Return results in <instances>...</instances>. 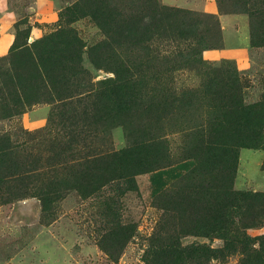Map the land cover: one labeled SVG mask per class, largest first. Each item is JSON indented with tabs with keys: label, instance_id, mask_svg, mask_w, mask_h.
Masks as SVG:
<instances>
[{
	"label": "rangeland",
	"instance_id": "1",
	"mask_svg": "<svg viewBox=\"0 0 264 264\" xmlns=\"http://www.w3.org/2000/svg\"><path fill=\"white\" fill-rule=\"evenodd\" d=\"M79 1L0 0V72L8 71L12 60L18 58L13 52L15 45L24 42L29 45L46 35L71 29L73 37L82 44L78 51L80 68L85 73L71 87V92H77L78 96L68 103L79 113L89 108L93 123L100 124L93 135L79 124L76 135L80 142L72 146L68 144L70 129L63 128L59 119L63 106L23 105L17 108L18 115L12 114L16 109L5 99L0 83V139L10 140L7 144L0 141V145L11 153L10 162L13 154L20 160L28 156L29 166L38 159L30 172L24 197L19 198L14 191V195L7 196L11 198L9 203H0V264H145L154 250L151 238L162 214L160 206L165 201L162 197L174 192L194 168L195 163L186 160L188 149L200 130L207 129V123L220 114L217 105L227 95L224 88L229 77H237L236 99L243 106L257 104L264 97V46L252 43L248 15L232 13L228 0H156L161 6L181 9L209 23L198 29L207 38L201 62L196 55L188 58L189 53L196 51L192 50L196 47L192 39L155 41L149 45L148 54L141 44L131 43L118 46L116 53L113 51L116 59L132 70L133 76L128 78L138 85L135 83L133 92L145 103L164 101L160 104L162 109L167 106L165 101L172 103L171 113L159 132L168 141V163L161 169L135 176L133 185L119 180L91 195H81L73 188L88 156L94 158L121 150L126 137L123 126L115 125L116 120L111 118L110 103L103 98L98 102L95 99L104 82L113 75L93 65L91 49L98 43H107L109 37L91 18L94 6L79 5ZM101 2H106L113 14L124 7L128 20H137L133 12H138L141 4L145 9L150 3L149 0ZM105 12L110 13L109 9ZM22 21L26 24L21 25ZM28 26L30 33L25 41L21 33ZM236 154L231 187L240 195L228 212V230L208 238L187 236L180 241L185 248L215 249L216 253L211 254L214 257L205 259L203 264H241L264 245V198L258 201L255 197L264 193V135L258 147L239 148ZM13 170L14 164H10L9 171ZM229 177L225 175L224 184ZM14 184L17 183L11 179L6 187ZM67 184L72 189H66ZM39 195L53 199L46 210L41 207ZM117 226L132 230L130 240L121 250L118 245L113 249L107 247L111 246L110 234ZM199 249L193 252L195 259L201 253Z\"/></svg>",
	"mask_w": 264,
	"mask_h": 264
},
{
	"label": "trees",
	"instance_id": "2",
	"mask_svg": "<svg viewBox=\"0 0 264 264\" xmlns=\"http://www.w3.org/2000/svg\"><path fill=\"white\" fill-rule=\"evenodd\" d=\"M101 1L80 0L78 4L89 3L94 6L95 14L90 12L91 18L105 37H109L107 43H98L91 49L93 65L98 69L104 68L113 75L104 82L103 89L95 99L98 102L103 98L110 103L108 107H112L111 118L116 120L114 124L125 129L126 145L121 150H112L98 157L88 156L85 167L79 169L77 184L73 188L83 196L91 195L114 181L125 180L133 185L135 176L161 169L168 163V141L159 132L171 113L172 103L165 101L167 106L162 109L160 104L164 101L157 99L145 103L143 98L133 92L137 82L131 77L128 78L133 76L132 70L129 71L123 62L116 59L117 47L127 43L134 46L141 44L148 54L151 53L149 45L155 41L160 43L177 41L176 38L192 39L196 46L192 50L196 51L189 53L188 58L196 55L199 62L200 55L207 49L206 35L201 28L200 35L198 29L209 23L191 17L189 12L161 6L156 0H149L150 3L145 9L141 4V9L137 8L138 12H133L137 15V20H128L127 14L123 12L124 7L113 14L109 5ZM228 1L231 3L232 13L248 15L252 43L264 46V0ZM132 5L135 7L133 3ZM105 9H109L110 13L106 14ZM206 17L211 20V16ZM146 19L149 21L145 22ZM20 24L25 25L26 22L22 21ZM29 33V26L21 33L24 34L25 41ZM73 35L75 33L71 29H64L37 39L29 45L26 42L15 45L13 52L18 58L12 60L8 71L0 72L5 99L16 109L12 114L18 115L20 112L17 108L23 105L57 103L63 106L59 119L63 128L70 129L68 144L72 146L80 142L76 135L79 124L87 127L91 135L100 125L93 123L92 114H88L89 108L79 113L68 103L74 102V98L78 96L77 92H71V87L85 73L80 68L81 53L78 51L82 44ZM108 63L111 64L106 65ZM234 76L235 78L229 77L224 88L227 95L220 98L217 105L220 113L217 119L207 123V129L200 130L196 135L197 139L188 149L186 160L193 161L194 168L175 187L174 192L162 197L165 200L163 206H160L162 214L151 238L154 250L145 264H203L205 259L214 257L211 254L216 253V250L201 246L185 248L181 245V238H208L217 232L228 230V212L236 205V196L240 195L231 187L234 174L232 165H235L237 150L258 147L264 135V97L257 104L243 106L236 99L237 77ZM96 105L97 103L93 109ZM0 141L4 144L10 142L8 138ZM10 159L11 153L0 145V203L3 204L11 201L7 196L14 195V191L19 198L24 197L30 172L38 163L37 159L33 166H29L28 156L20 160L15 154L11 162ZM10 164H14L13 171H9ZM226 174L230 177L228 183L224 184ZM11 179L17 184L6 187L7 181ZM65 187L72 189L69 184ZM37 197L43 210L53 201L49 198L43 199L41 195ZM255 197L261 201L264 193L256 194ZM131 235L132 230L117 226L110 234L111 246L107 247L113 249L118 245L121 250ZM198 248L201 253L195 259L193 252H197ZM263 252L264 245L254 255L249 254L251 258L241 264H264Z\"/></svg>",
	"mask_w": 264,
	"mask_h": 264
},
{
	"label": "crops",
	"instance_id": "3",
	"mask_svg": "<svg viewBox=\"0 0 264 264\" xmlns=\"http://www.w3.org/2000/svg\"><path fill=\"white\" fill-rule=\"evenodd\" d=\"M211 12H214L213 10H211Z\"/></svg>",
	"mask_w": 264,
	"mask_h": 264
}]
</instances>
